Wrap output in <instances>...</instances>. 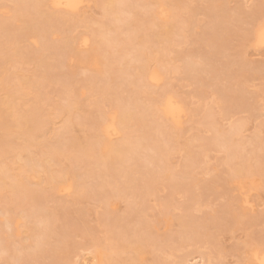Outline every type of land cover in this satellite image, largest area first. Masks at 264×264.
I'll return each mask as SVG.
<instances>
[{"label": "rangeland", "instance_id": "374dc122", "mask_svg": "<svg viewBox=\"0 0 264 264\" xmlns=\"http://www.w3.org/2000/svg\"><path fill=\"white\" fill-rule=\"evenodd\" d=\"M46 1L48 10L66 16L44 37L14 19L16 0H0V50L13 46L18 56L0 69V167H10L0 183V264H254L253 253L264 252V43L256 44L253 31L264 24V0H120L118 18L98 0H79L75 10ZM151 10L156 23L148 20ZM159 24L176 29L160 35ZM96 29L113 37L102 56L112 53L122 77L102 73L100 61L79 62L61 46L72 37L87 54L97 44ZM145 46L156 58L147 68L160 79L136 94L131 81ZM42 53L54 54L53 68L38 63ZM6 58L0 54V63ZM115 82L119 102L96 92ZM71 85L75 93L66 91ZM3 86L12 94L8 104ZM163 97L182 111L178 122L161 128L145 109ZM130 102L152 127L119 123L114 108ZM101 112L115 129L111 144L145 135L147 146L125 163L127 176L102 175L99 167L86 172L93 159L83 157L41 163L69 143L84 148ZM239 164L243 171L235 174ZM48 169L55 178L69 170L58 181L63 191L47 185ZM15 177L23 190L12 189ZM76 183H85L81 191ZM126 245L144 251L134 257L121 250Z\"/></svg>", "mask_w": 264, "mask_h": 264}, {"label": "bare ground", "instance_id": "6f19581e", "mask_svg": "<svg viewBox=\"0 0 264 264\" xmlns=\"http://www.w3.org/2000/svg\"><path fill=\"white\" fill-rule=\"evenodd\" d=\"M103 11L107 14L113 15V17L118 18L119 16V11H120V7L117 5V2H119L120 0H98ZM157 1V0H155ZM123 2V1H122ZM121 2V3H122ZM49 3H51L52 6L55 7H63L65 9L68 10H75L79 4V0H49ZM50 5V7H52ZM42 7H45V10H42ZM31 8L33 9V12L31 11ZM126 11V9H124ZM130 10V9H129ZM177 11H181V8L179 6H177ZM14 19H16L17 21H21L23 22V25L25 27V29L30 28L31 32L37 33L39 36H46V32L49 29H53L55 30V28H60L57 24V22L59 23L60 20H63L65 18L66 15H63V13H57V12H51L50 10H48V2L46 0H16V4L14 7ZM35 13V14H34ZM134 13V12H133ZM137 13V12H136ZM176 15L178 14V12L175 13ZM157 12L151 10L150 12V17L148 18L149 22L151 23H156V16ZM44 17L45 20L47 22H44ZM69 17V16H67ZM141 17V16H140ZM139 18V17H137ZM122 19V18H121ZM137 20V19H136ZM134 21V20H133ZM184 22V21H183ZM187 22V21H186ZM45 24L46 28H44V30L42 31L41 28L36 27L38 24ZM57 25H56V24ZM148 24V23H147ZM183 24V23H182ZM2 23L0 24V30L2 27ZM35 25V26H34ZM106 25V24H105ZM161 25V24H159ZM113 26V25H112ZM109 27L113 32H114V26L113 27ZM136 26V24H135ZM145 26V25H144ZM151 26V25H150ZM164 25H161V27ZM117 27V26H116ZM159 27V26H158ZM138 27H136L137 29ZM160 32V35H168L169 33L172 32V29H174L175 27H170V28H164ZM108 29V28H106ZM139 29V28H138ZM144 29V30H143ZM176 29V28H175ZM174 29V31H175ZM182 29V28H180ZM57 30V29H56ZM142 30L145 32H149L150 27L149 26H145L142 28ZM116 31V30H115ZM135 31V30H134ZM141 31V29H139V32ZM178 31V30H177ZM96 34V38H95V42L97 43L92 49L91 51H89L87 54H80L75 45H74V39L72 37H70L69 39H67L63 45L61 46H68L69 47V52L73 54H75V56L78 58L77 60L79 62H89L90 60H97L100 61L101 63H103L102 65H104V68L102 69V73L104 72H110L113 71L117 74H121L120 68L118 66L113 65L114 61L113 58H111L112 56V51L111 56H107L108 59L104 60V56H102L104 54L105 51L108 50V48L110 47V45L112 44V38L108 37L105 35V32L100 30V29H96L95 31ZM117 32V31H116ZM42 33V34H41ZM144 34V33H143ZM152 34V33H150ZM114 34H112L113 36ZM134 35V34H133ZM147 35V34H146ZM253 38L255 39L254 41L256 42V44H263L264 43V24H259L257 26V28L253 31ZM155 38V37H154ZM169 39L171 37H168ZM161 39V38H160ZM167 39V38H166ZM143 42L141 44H144L146 42V40L141 39ZM156 40V39H155ZM159 40V39H158ZM84 42H86V39L84 40ZM4 44H13L12 41L6 40L4 41ZM146 45V44H145ZM126 46V45H125ZM55 47V45H54ZM124 47V46H123ZM144 47H142L141 53L139 54V56H142L141 58V64L139 65V72L137 73V76H135L134 79H132L131 84L133 86V92L136 94L142 93L143 91H147L150 83H154L159 81L160 76L158 75V73L156 71H150L148 70L147 66L148 63H150L149 61L152 60L154 57H151V53L146 49H143ZM110 50V48H109ZM8 51H12V55H8ZM53 51V50H52ZM162 51V50H161ZM168 51V50H167ZM56 52V51H55ZM61 53V52H60ZM109 53L106 52V54ZM109 53V54H110ZM164 53V52H163ZM0 54L3 56H7V58L4 60L3 63H0V69L1 71L4 70L5 65L9 64V62L12 59H16L18 58L17 55L15 54V48L13 46H9V48H7V50H0ZM155 54V53H154ZM54 54H47L45 55L44 53H42L39 57H38V63H40V65L42 64L44 67H46L47 69L49 68H53L52 63H50V61H48L49 58H52ZM108 55V54H107ZM160 55V54H159ZM58 56V55H57ZM71 56V55H70ZM157 57V55H156ZM54 59V58H53ZM106 61V62H105ZM117 61V60H116ZM153 61V60H152ZM157 61V60H156ZM193 61V60H192ZM113 63V64H112ZM121 62H119L120 64ZM190 63V62H189ZM196 62L195 60L193 62H191V65H188L189 67H192L195 69L196 66ZM198 65V64H197ZM128 66V65H127ZM199 67V66H197ZM126 69V68H125ZM129 69V68H128ZM197 69V68H196ZM138 70V69H137ZM49 71V70H48ZM2 73V72H1ZM128 73V72H127ZM107 74V73H106ZM121 75H117L121 76ZM127 75V74H126ZM132 75H130L129 77H131ZM95 77V76H94ZM122 77V76H121ZM134 77V76H133ZM132 78V77H131ZM0 79L1 81H4L5 76L0 75ZM92 79V78H91ZM107 80L110 81V79H105L104 83H107ZM126 80V79H125ZM24 82V81H22ZM32 80L27 79V84L28 85H32ZM113 82V80L111 81ZM126 82V81H125ZM90 83V82H89ZM23 84V83H22ZM126 84V83H125ZM124 84V85H125ZM4 85V84H3ZM130 85V83H129ZM119 84L117 82H115L113 85H108L106 87L102 86L101 89H99L98 92L100 95H109L111 101L114 103L115 101H118L120 98V96L118 97V93H117V88H118ZM121 88V87H120ZM4 91H7V98L5 99V101L3 102L4 104H8L9 102H12V94L6 89V87L3 86ZM70 91L74 92L76 91V88L74 86H70L69 88ZM127 89V88H126ZM125 89V90H126ZM65 91V90H64ZM71 92V93H72ZM73 94V93H72ZM73 96V95H72ZM132 96V95H131ZM135 96V95H134ZM137 97V96H136ZM37 101H39L40 99H42L41 97H39V94H37L36 96ZM68 99V98H67ZM135 99V98H134ZM131 100V99H130ZM153 100V99H152ZM127 101V100H126ZM156 101V100H155ZM119 102V101H118ZM70 103V102H69ZM116 103V102H115ZM122 104V102H120ZM124 105H117L114 110L117 112L118 114V121L121 125L127 127L130 125L131 126H138L140 128H146L149 125L151 126V124H148V121L146 119V117L144 116V111H142V108H139L138 105H136L134 102H130V104H132V106H128V104L126 105L125 103H123ZM71 105V104H69ZM69 105L66 106H62L64 111L66 110L67 113H69ZM114 106V105H113ZM151 106V105H150ZM145 108V107H144ZM142 109V110H141ZM137 110V111H136ZM35 111V110H34ZM100 111V110H99ZM138 114L143 112V115L140 114L139 118H134L135 117V113L136 112ZM145 114H150L153 116V121L156 122V126L160 125L162 126L161 128H163V126L165 127V121L166 120H170L171 122H178L179 118H180V113L182 111L181 107L171 98V97H163L160 98L157 102H155L151 107H146L145 109ZM32 112V111H31ZM71 113V112H70ZM116 114V116H117ZM30 115V114H29ZM33 115V113H32ZM151 116V117H152ZM70 117V114H69ZM108 115L104 112L100 113V118L99 120L95 123L94 125V131L91 134L88 142L86 143V146L82 149H77L75 150V147L72 143L67 144V146L61 149H55L53 150V155L50 156H46V158L42 159L41 163L43 162V164L48 163L50 161H54V159H59L60 156H64L66 158L69 159H74L76 161H79L80 158H87V159H93V164L90 162L88 164L87 167H85L86 172L92 173L95 167H99L101 171H103L102 175H109L110 173L113 174H122L123 176H127V169H125V167L128 165L125 163L129 160V158H131L132 156L129 154H134L137 155L136 149L137 147H145L147 145H143L141 143V139L145 138V135L143 134H139L135 136V138H132L129 135H127L124 140L118 144H111L108 136L111 135V131L113 130V132L115 133V129L113 128V123L110 121V119H107ZM73 119V118H72ZM66 130L69 129L70 125H71V117L68 121V123H66ZM172 125V124H171ZM152 127V126H151ZM150 127V128H151ZM169 128L171 127L170 124L168 126ZM139 128V129H140ZM157 128V127H156ZM153 129V128H152ZM158 129V128H157ZM159 130V129H158ZM156 131V130H155ZM162 131V130H160ZM234 132V131H233ZM146 133V132H145ZM235 133V132H234ZM154 136V135H153ZM151 136V137H153ZM150 137V138H151ZM155 139V138H153ZM228 145V144H227ZM149 146V145H148ZM150 148V147H149ZM160 154L163 155L165 154V148L164 146L161 147L160 149ZM155 152V151H154ZM158 152V151H157ZM235 152V151H234ZM188 153V152H187ZM159 154V155H160ZM191 154V153H189ZM235 154V153H234ZM42 155V154H41ZM129 155V157H128ZM168 155V154H167ZM233 155V154H232ZM134 156V155H133ZM165 156V155H164ZM236 156V155H235ZM234 156V157H235ZM157 157V156H156ZM159 157V156H158ZM34 158V157H33ZM43 158V157H42ZM161 158H163L161 156ZM128 159V160H127ZM156 159V158H155ZM159 160V159H158ZM73 161V160H72ZM99 162V163H97ZM261 163V162H260ZM45 166V165H44ZM239 168H237V170L234 172L235 174H241V172L243 171L241 168V164H239ZM129 167V166H127ZM252 167V166H251ZM10 167L6 166H2L0 167V183L3 182V177L2 174L4 176L5 172H7ZM29 168V167H28ZM131 168V167H130ZM46 168H44L45 170ZM132 169V168H131ZM130 169V170H131ZM248 169V168H247ZM52 170V169H51ZM50 169L46 170L47 172V178H46V183L47 185H49L52 189H54V191H63L62 189H59L58 185V181L61 180V178H64L66 176H68L69 170H63L61 169L59 171V177L55 178L54 177V173L53 171H51ZM112 170V171H111ZM114 170H116V172H114ZM129 170V169H128ZM169 171V169H167ZM134 171V170H133ZM130 172V171H129ZM170 172H165L166 177L168 176ZM113 174L112 177L109 178L112 179L113 178ZM15 175V174H14ZM100 175V174H99ZM129 175V174H128ZM171 175V174H170ZM17 176V175H16ZM14 177V176H13ZM22 177V176H20ZM106 177V176H103ZM15 183L12 186V189L14 190H18L21 191L23 190V188L25 187V182L22 181V179H17V177H15ZM129 178V177H128ZM131 178V176H130ZM131 180V179H130ZM108 181V180H107ZM230 181V180H229ZM82 182V181H81ZM106 182V181H105ZM107 183V182H106ZM85 183H81L78 184L76 183V187H78L79 191L82 190L83 185ZM108 184H110V180L108 181ZM2 185V184H1ZM0 185V186H1ZM102 185V184H101ZM21 186V187H20ZM120 186V185H119ZM61 188V187H60ZM64 188V187H62ZM124 188V187H123ZM131 188V187H130ZM27 189V187H26ZM26 189H24L26 192ZM65 189H67L65 187ZM116 189V188H115ZM127 189V188H125ZM122 190L121 188L119 189V191ZM130 190V189H129ZM53 191V190H52ZM114 191V190H113ZM124 191V190H123ZM122 191V192H123ZM115 192V191H114ZM124 192H128V191H124ZM132 191H130L129 193L131 194ZM134 192V191H133ZM120 193V192H119ZM112 194V193H111ZM125 194V193H124ZM113 195V194H112ZM127 195V194H126ZM133 195V193H132ZM115 196V195H114ZM17 197V196H16ZM26 198V197H25ZM33 198V197H32ZM113 198V196H112ZM36 199V198H35ZM110 201V199H109ZM42 204V203H41ZM41 215V214H40ZM43 217L46 220V216L43 215ZM43 218V219H44ZM40 222V221H39ZM47 229V228H46ZM42 233V232H41ZM39 243V241H38ZM135 246V245H134ZM121 250L123 251H131L134 255V257L137 255H140V253H142L144 251L143 247H141L140 245H137L135 247H130L129 245L123 246L121 248ZM253 262L254 264H264V252L263 253H258V252H254L253 253ZM120 264V263H119ZM123 264H125L123 262ZM127 264V263H126Z\"/></svg>", "mask_w": 264, "mask_h": 264}]
</instances>
